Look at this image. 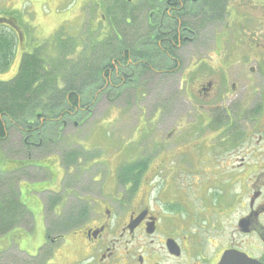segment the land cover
I'll return each mask as SVG.
<instances>
[{"label":"flooded vegetation","instance_id":"1","mask_svg":"<svg viewBox=\"0 0 264 264\" xmlns=\"http://www.w3.org/2000/svg\"><path fill=\"white\" fill-rule=\"evenodd\" d=\"M136 1L115 0L116 40L122 38L121 16L131 6V13L145 17L149 46L120 50L117 42L105 81L112 87L131 82L136 70L152 69L153 43L156 54L174 63L166 69H178L176 51L197 44L201 28L220 20L202 22L199 8L209 6L207 0ZM234 1L225 2L224 29L217 36L222 39H216L225 65L202 59L197 66L204 75L195 94L209 113H202L197 131L205 146L197 157L192 219L176 214L163 197L151 201L143 188L134 192L128 186L114 202L93 201L81 239H74L73 250L57 252L56 263L71 264L81 248L87 256L80 264H264V0Z\"/></svg>","mask_w":264,"mask_h":264},{"label":"rangeland","instance_id":"2","mask_svg":"<svg viewBox=\"0 0 264 264\" xmlns=\"http://www.w3.org/2000/svg\"><path fill=\"white\" fill-rule=\"evenodd\" d=\"M6 1L0 0V17H7V13L13 9L18 11V18L21 25H26L25 29L29 32L31 42L28 45V38L26 42H19L13 65L5 73L0 72V80L8 81L16 76L24 52H33L38 47L53 55L54 50L71 49L70 41L65 44V41L56 40V37L62 36V32L65 37L81 42V49L77 54L70 55V51L66 52L73 59L78 58L88 45L96 44L95 42L104 48L107 44L108 47L112 45L111 35L114 28L109 24L111 10L106 9L107 0H8V4ZM109 1L111 5L112 1ZM223 25L224 21H221L213 27H207L202 31L197 44H189L184 50H178V70L167 71L164 75L152 72L140 76L135 87L132 84L130 88L116 90L119 94L113 91L112 95L110 92L108 96L103 92L98 98L100 101L97 99L94 112L78 114L80 118H85L82 125L75 120L76 126L71 122L70 126L61 132L59 143L50 148L51 152H58L63 156L66 167L63 186L65 191L63 195L58 196L59 199H64L61 214L47 202L48 224L52 235L66 231L59 227L57 222L83 208L86 205L84 200L91 193L98 194L104 177L108 179L109 184L99 195V200H117L119 168L144 156L150 161L147 172H144V177L149 179L148 183L152 180L150 184L145 185L150 200L163 197L171 202L167 206L177 207L176 214L181 215L183 219H192L189 212L197 205V197L194 202L192 199L193 190L196 193L195 187L200 178L197 157L205 146L197 131L198 126L202 124L199 120H204L201 116L208 114L209 110L202 108L204 104L195 94L197 84L193 83L204 73L198 68L193 73L191 71L202 59L209 61L214 67L225 65V50L216 46V39L224 29ZM218 39H222V36ZM200 47L207 49L202 52ZM64 82L62 79L61 83ZM114 99L118 102L117 106ZM11 132L9 139L0 142V151L4 153L0 152V157L30 156L35 160L41 157L48 162L52 160V156L47 155L50 147L48 140H45L41 147L29 143L25 145L24 136L18 129L12 128ZM206 132L207 129L205 132L203 130L202 134L205 135ZM30 140L38 142V138L34 136H31ZM72 152L75 153L74 158H67L66 155ZM90 154L95 155L86 164ZM97 174L101 175L102 181L95 183ZM41 175L42 173L39 174ZM0 177L7 181L3 175ZM192 184L193 187L190 186ZM6 192L0 187V197ZM74 224L77 223H71ZM64 234L59 244L52 246L54 250L52 247L49 249L54 252L52 259L46 264H58L55 262L57 252L73 250L76 243L74 239L80 238L81 229ZM42 237L37 231L36 238L39 240ZM15 240L22 249L27 244L24 238ZM7 241L8 237H0V247L7 244ZM43 246L45 245L42 244L41 247ZM86 256L85 250L77 248L70 263H85ZM37 260L25 256L20 258V264H37Z\"/></svg>","mask_w":264,"mask_h":264},{"label":"trees","instance_id":"3","mask_svg":"<svg viewBox=\"0 0 264 264\" xmlns=\"http://www.w3.org/2000/svg\"><path fill=\"white\" fill-rule=\"evenodd\" d=\"M15 47L13 32L0 30V72L12 66ZM90 50L77 61H69L58 52H44V57L38 48L23 53L17 75L8 81L0 80V141L7 139L12 128L41 141L51 140L50 134L56 135L55 131H61L80 112H92L99 92L97 85L105 82V76L109 78L114 65L109 55H100L95 48L91 53ZM144 164L141 161L124 166L119 172L120 182L131 179L134 173L138 177L145 170ZM26 214L14 192L5 195L0 204V234L20 223Z\"/></svg>","mask_w":264,"mask_h":264},{"label":"crops","instance_id":"4","mask_svg":"<svg viewBox=\"0 0 264 264\" xmlns=\"http://www.w3.org/2000/svg\"><path fill=\"white\" fill-rule=\"evenodd\" d=\"M51 156L52 160L50 162L43 160L38 161V163L36 161H23L25 159L19 157L17 163H6V168L3 170L7 174L16 173L18 175L13 187L18 191L21 202L32 216V223L28 228L15 229L14 233H16L17 238L27 240L23 250L33 255L36 254L38 248L46 240V195L53 192L63 193L65 167L59 154H52ZM45 172L46 178L45 175L44 178H42V175L39 176L40 173L44 174ZM37 231L43 235L42 239L39 238L38 240L36 238Z\"/></svg>","mask_w":264,"mask_h":264}]
</instances>
